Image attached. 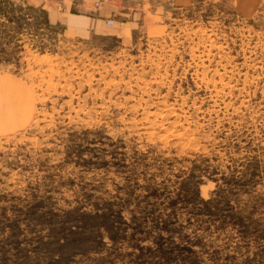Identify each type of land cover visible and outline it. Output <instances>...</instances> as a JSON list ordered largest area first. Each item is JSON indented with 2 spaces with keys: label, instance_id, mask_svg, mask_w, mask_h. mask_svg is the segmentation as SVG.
Returning <instances> with one entry per match:
<instances>
[{
  "label": "rangeland",
  "instance_id": "rangeland-1",
  "mask_svg": "<svg viewBox=\"0 0 264 264\" xmlns=\"http://www.w3.org/2000/svg\"><path fill=\"white\" fill-rule=\"evenodd\" d=\"M79 1L0 0V264H264V0Z\"/></svg>",
  "mask_w": 264,
  "mask_h": 264
},
{
  "label": "crops",
  "instance_id": "crops-1",
  "mask_svg": "<svg viewBox=\"0 0 264 264\" xmlns=\"http://www.w3.org/2000/svg\"><path fill=\"white\" fill-rule=\"evenodd\" d=\"M20 3H26L36 8H42L46 11L49 23L59 24L66 31L86 32L88 30L101 31L104 30L110 34H117L120 27L117 25H107L106 20L112 14H116L118 4L116 6L101 8L97 13L93 14L89 11L90 3L88 1L81 2L79 0H11ZM182 3L186 0H176ZM155 22V21H153ZM155 24V23H154Z\"/></svg>",
  "mask_w": 264,
  "mask_h": 264
},
{
  "label": "built area",
  "instance_id": "built-area-1",
  "mask_svg": "<svg viewBox=\"0 0 264 264\" xmlns=\"http://www.w3.org/2000/svg\"><path fill=\"white\" fill-rule=\"evenodd\" d=\"M100 1H103V2H104V0H96V3H98V5H99V2H100Z\"/></svg>",
  "mask_w": 264,
  "mask_h": 264
},
{
  "label": "bare ground",
  "instance_id": "bare-ground-1",
  "mask_svg": "<svg viewBox=\"0 0 264 264\" xmlns=\"http://www.w3.org/2000/svg\"><path fill=\"white\" fill-rule=\"evenodd\" d=\"M94 1V0H93Z\"/></svg>",
  "mask_w": 264,
  "mask_h": 264
}]
</instances>
